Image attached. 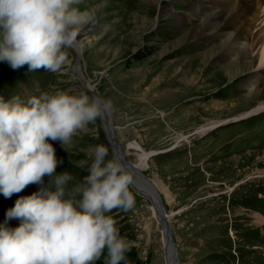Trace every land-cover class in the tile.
Instances as JSON below:
<instances>
[{"label":"rangeland","instance_id":"obj_1","mask_svg":"<svg viewBox=\"0 0 264 264\" xmlns=\"http://www.w3.org/2000/svg\"><path fill=\"white\" fill-rule=\"evenodd\" d=\"M74 7L89 12V22L98 25L79 68L75 49H66L69 59L59 73L29 71L27 65L13 70L0 61V96L6 101L55 91L94 96L80 79L84 75L99 97L111 101L106 113L123 157L156 183L171 214L180 264H264V110L247 113L264 93L249 99L246 86L264 63V45L250 68L231 79L224 60L205 59L217 35L194 33L203 23L199 0H163L167 11L162 15L149 0H80ZM261 14L264 25V8ZM221 54L227 56V49ZM187 76L194 77L187 81ZM105 123L102 115L79 130L68 151L50 141L62 161L56 173L74 177L70 188L89 175L84 163H91L89 148L105 144L109 157L115 156ZM49 180L44 177V185ZM41 187L30 184L10 198L0 193V225L18 199ZM134 187L131 183L133 209L109 213L132 245L128 264H166L167 246L153 202ZM21 222L13 218L7 225ZM106 256L107 250L94 264H105Z\"/></svg>","mask_w":264,"mask_h":264},{"label":"clouds","instance_id":"obj_2","mask_svg":"<svg viewBox=\"0 0 264 264\" xmlns=\"http://www.w3.org/2000/svg\"><path fill=\"white\" fill-rule=\"evenodd\" d=\"M80 0H0V61L13 70L59 73L66 49L77 45L78 27L91 19L74 5ZM112 109L110 100L66 91L42 93L26 101L0 96V193L10 198L30 184L41 189L21 197L0 225V264H128L132 245L111 213L133 209L129 168L109 148L87 150L89 175L56 173L59 161L50 141L71 145L73 136ZM49 183L44 185V177ZM22 222L10 228L7 220Z\"/></svg>","mask_w":264,"mask_h":264},{"label":"bare ground","instance_id":"obj_3","mask_svg":"<svg viewBox=\"0 0 264 264\" xmlns=\"http://www.w3.org/2000/svg\"><path fill=\"white\" fill-rule=\"evenodd\" d=\"M149 2L151 7L158 11L159 15H162L167 11V9L163 8V0H149ZM199 2L200 7L198 9L200 13H198L200 17L203 16V25L201 24V27L195 29L194 33L196 35H202L208 33L209 30L210 32L214 33L215 36L217 35L216 38L214 37V40L216 39L217 41L216 45L211 51L205 53V59L207 60L209 56V59H211V57H213L212 59H215L214 57H216L219 58L221 62L224 60L225 62L223 63V70L228 78L232 79L242 75L246 69L250 68V63L257 59L255 51L259 50L262 45H264V25H261L263 14H261V9L264 8L263 0H257V2L254 0H199ZM141 20L143 21L145 19ZM89 21L82 23L77 29L79 34L77 37V45L74 48L76 52H78L77 69L79 68V60L83 58L86 47L90 46L92 41H94L97 37L96 31L98 25H95ZM153 23L155 24V22ZM151 26L152 23L148 24L147 29ZM225 49H227V56L221 54V52ZM262 51L264 53V46ZM262 56V60H264V55ZM226 57H228L227 61ZM79 76L82 77L83 83L90 89L93 95L99 96L95 92V86L92 85L84 75L79 74ZM193 77L189 78L187 76L185 79L187 81H191V78ZM246 86L248 87L247 97L249 99L257 98L264 93V63L259 65V69L257 68V70L252 71V74L246 80ZM263 110L264 100L260 101L255 109L250 112L247 111V113L249 114L256 112L255 114H257ZM104 119L106 121V129H109L110 142L112 146L116 145V158L122 160L129 168L130 175L134 177L132 179L133 185L135 187L138 186L139 189L144 187L140 189L141 193L146 197H148L147 194L151 196L153 202L151 205L153 214L163 226V234H165L166 240L168 241L166 245L168 251V263L177 264V253L175 251L173 242L170 239L171 229L169 220L171 214L167 213V216V214L165 215L163 213V208L165 211V206L156 183H149L145 181L139 172V169H141L139 165L127 162V159H125L121 153V146L115 137V132L113 129L114 125H112V121L109 119L107 113L104 114ZM204 128L208 129V127ZM210 128H212V126H210ZM143 156L146 157L147 153H144ZM134 181L136 182L137 186L135 185Z\"/></svg>","mask_w":264,"mask_h":264},{"label":"water","instance_id":"obj_4","mask_svg":"<svg viewBox=\"0 0 264 264\" xmlns=\"http://www.w3.org/2000/svg\"><path fill=\"white\" fill-rule=\"evenodd\" d=\"M80 79H81V81L83 82V80H82V77H80ZM83 85L85 86V88L87 87L84 83H83ZM90 91V90H89ZM91 92V91H90ZM114 136V135H113ZM110 140V139H109ZM115 146L116 145H113L112 147H113V149H114V153H116V150H115ZM115 156H116V154H115ZM125 157V156H124ZM128 163H130L129 161H127ZM132 164V163H131ZM139 172H140V174L143 176V178L145 179V181H147V182H149V183H154L153 181H151L146 175H144L142 172H141V169H139ZM136 190H137V192L138 193H141V190L139 189V188H137V187H134ZM142 194V193H141ZM147 196H148V198L151 200V202H152V199H151V196L149 195V194H147ZM163 213L166 215V212L164 211V208H163ZM168 216V215H167ZM162 226V225H161ZM162 229H163V226H162ZM170 229H171V227H170ZM163 233H164V229H163ZM164 235V239H165V243H166V245H167V240H166V236H165V234H163ZM172 234L170 233V239L172 240V242H173V245H174V248H175V251H176V253H177V257H178V261H176V263L177 264H179L180 263V256H179V250H178V247H177V245H176V243L173 241V238H172V236H171ZM168 255V254H167ZM166 264H169L168 263V256H167V260H166Z\"/></svg>","mask_w":264,"mask_h":264}]
</instances>
